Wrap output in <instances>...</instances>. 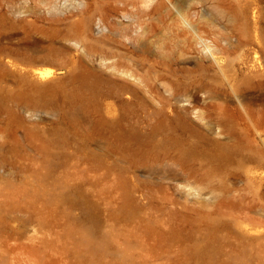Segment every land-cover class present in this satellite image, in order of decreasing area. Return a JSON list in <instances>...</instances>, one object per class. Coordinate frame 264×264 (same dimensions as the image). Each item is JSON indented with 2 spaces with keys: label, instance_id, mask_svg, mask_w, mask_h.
<instances>
[{
  "label": "rangeland",
  "instance_id": "rangeland-1",
  "mask_svg": "<svg viewBox=\"0 0 264 264\" xmlns=\"http://www.w3.org/2000/svg\"><path fill=\"white\" fill-rule=\"evenodd\" d=\"M0 264H264V0H0Z\"/></svg>",
  "mask_w": 264,
  "mask_h": 264
},
{
  "label": "bare ground",
  "instance_id": "bare-ground-1",
  "mask_svg": "<svg viewBox=\"0 0 264 264\" xmlns=\"http://www.w3.org/2000/svg\"><path fill=\"white\" fill-rule=\"evenodd\" d=\"M137 29H139V28H137ZM141 31H143V30H141ZM144 32V31H143ZM130 35V34H129ZM128 35V36H129ZM127 36V35H126ZM132 37V36H131ZM128 38V37H127ZM127 38L125 39V40H127ZM130 39V38H129ZM130 42V41H129ZM202 49H204V54H206L212 61H214V62H216V63H219V60L221 59L220 58V49H219V47H217V46H215V45H212V44H204L203 46H202ZM203 51V50H202ZM221 54H222V50H221ZM256 54V53H255ZM220 58V59H219ZM222 64V63H221ZM223 65V64H222ZM52 71V68L51 67H49L48 69H45V70H40V74H41V76H43V77H45V76H48L50 73H52L51 72ZM130 72V71H129ZM259 75V73L258 72H254V71H251L249 74H247L246 75V78L247 79H250V78H253V77H255V76H258ZM234 90V89H233ZM242 95V94H241ZM245 95V94H244ZM243 95V96H244ZM238 96H239V94H238ZM242 96V97H243ZM241 97V96H240ZM245 97H243V99H244ZM236 99V98H235ZM242 99V100H243ZM246 99V98H245ZM241 100V101H242ZM245 109V108H244ZM244 111V110H243Z\"/></svg>",
  "mask_w": 264,
  "mask_h": 264
}]
</instances>
